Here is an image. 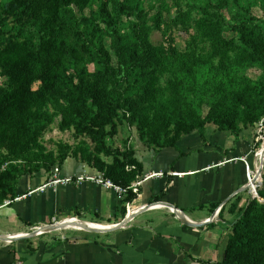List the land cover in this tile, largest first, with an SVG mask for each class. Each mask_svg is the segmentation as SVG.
Masks as SVG:
<instances>
[{"label": "trees", "instance_id": "16d2710c", "mask_svg": "<svg viewBox=\"0 0 264 264\" xmlns=\"http://www.w3.org/2000/svg\"><path fill=\"white\" fill-rule=\"evenodd\" d=\"M173 29L190 36L185 51ZM156 31L166 44L153 42ZM58 118L79 141L48 150ZM262 118L264 0H0V206L70 157L130 186L143 164L109 143L121 126L159 153L195 132L206 140L211 124L238 140ZM234 208L219 264H264V203Z\"/></svg>", "mask_w": 264, "mask_h": 264}, {"label": "crops", "instance_id": "0c3cea01", "mask_svg": "<svg viewBox=\"0 0 264 264\" xmlns=\"http://www.w3.org/2000/svg\"><path fill=\"white\" fill-rule=\"evenodd\" d=\"M254 131L236 140L208 128L206 140L195 132L183 138L177 148L159 153L136 150V158L143 164L142 178L153 172L164 175L146 180L140 195L131 202L93 183L38 191L54 176L55 169L50 174L25 178L21 189L30 192L0 209L1 235L31 233L34 227L50 224L54 218L113 227L128 213L141 211L125 228L110 233L58 241L44 237L17 243L0 240V264H219L228 243L227 228L237 218L233 205L244 208L253 198L245 188L247 164L242 158L251 167L256 165ZM59 174L99 173L70 157ZM185 217L207 224L189 227L180 221Z\"/></svg>", "mask_w": 264, "mask_h": 264}, {"label": "rangeland", "instance_id": "374dc122", "mask_svg": "<svg viewBox=\"0 0 264 264\" xmlns=\"http://www.w3.org/2000/svg\"><path fill=\"white\" fill-rule=\"evenodd\" d=\"M166 1L170 5H172V0H166ZM87 13H88V11H87ZM255 13L259 16H262L261 12L257 9H255ZM168 34H171L173 36V38L176 40L177 46L181 49V51L186 50L187 44L190 41V36L187 33L183 32L181 30H178V29H173V31L171 33H168ZM232 35L233 34L230 33L229 37H232ZM166 41H167V34L162 33L160 31L154 32L153 42L155 44H161V43L166 44ZM106 45H107V47L110 46L109 40L106 41ZM89 69L91 71H95L96 69H98V65L97 64H91L89 66ZM248 75H249V77L256 79L260 75V72L256 69H253V70L248 71ZM208 111H209V109H208V107H206L205 108V115L208 114ZM59 122H60V118H58L56 120L51 131H49L47 133V135L45 136L44 144L48 150H56L57 149V143H59V142L69 143V144L73 145L79 141V140L75 139L72 131L71 132H69V131L68 132H61L58 128ZM208 128H210V130L215 131L217 134H226V135L232 136L230 133L218 131L217 127L215 125L211 124V125H209ZM256 129L257 128L255 127L254 138H253L254 144L256 141ZM248 131L249 130L243 131L241 133V135L244 138L247 137L246 135H248ZM109 143L112 144L114 147L120 148L122 150H124L125 148H129V149L132 148L135 151L139 150V149H144V148L146 149L144 144L139 139V135L137 133V130L135 128H132V127L127 126V125L121 126L119 135L115 138L114 142H109ZM254 149H256V151L259 150L258 147H253L252 150H254ZM254 157H255V154H254ZM71 158H74V157H71ZM7 165L8 164L3 166L2 171L6 168ZM253 167H255V165ZM253 167H252V170H254ZM43 174L46 175L47 173L42 172L40 174H37L36 176L43 175ZM261 175H262V178L264 180V169H263V173ZM247 190L251 193V191L249 189H247ZM94 220H96V219H94ZM94 224H99V223H94ZM88 233H90V232L76 231V230H70V229L57 231L56 229L55 230L51 229L48 233H46L42 236H38V237H44V238H47V239H50L53 241H55V240L58 241V240H62L65 238L66 239L67 238H69V239L78 238V237H81L82 235H85ZM38 237H36V238H38ZM27 241H29V240H27Z\"/></svg>", "mask_w": 264, "mask_h": 264}, {"label": "built area", "instance_id": "2783aa9c", "mask_svg": "<svg viewBox=\"0 0 264 264\" xmlns=\"http://www.w3.org/2000/svg\"><path fill=\"white\" fill-rule=\"evenodd\" d=\"M256 128H257L256 129V141H255L254 147H258L259 150L256 151V149H254L252 151L253 155L255 154V158H256L255 160L258 159V154L262 150L261 148L264 147V118L261 119V121L257 124ZM242 160L247 164V185L246 187L249 185L250 186L249 190L251 191L252 196L261 200L259 197V190L263 186V178H262V182H259L257 179V172L255 171V167H253L254 170H252V167L247 162V159L242 158ZM59 172H60V169L55 168L54 176L46 184L42 185L37 190L44 192L46 191L47 188H57L60 185H73V184L80 185L83 183H93V184L100 185L107 189H112L118 194L119 198H123L130 191L134 192L137 196H139L140 188L141 186H143L146 180L161 177L164 175L163 173L153 172L145 176L144 178L138 177L137 180L133 182L130 186L123 187L107 179L102 173H99L97 175L87 174V175H79V176H71V177H62L60 176ZM19 198L20 197H18L16 200H18ZM15 201H5V203L2 206H0V209L10 205L11 203ZM67 219L68 218L66 219L54 218L50 224H47L41 227H34L33 229H31V232L38 230L40 228L42 229L50 225L60 223L61 221H66ZM70 219H74V218H70Z\"/></svg>", "mask_w": 264, "mask_h": 264}, {"label": "water", "instance_id": "95a60500", "mask_svg": "<svg viewBox=\"0 0 264 264\" xmlns=\"http://www.w3.org/2000/svg\"><path fill=\"white\" fill-rule=\"evenodd\" d=\"M263 169H264V161H262V169H261V174L263 173ZM249 185L247 187H245L246 189H249ZM262 203H264V200H260ZM164 206L174 210V211H177V212H181L180 210H178L177 208H175L174 206L170 205V204H163ZM155 207V206H154ZM141 210H138V211H133V212H130L127 214L126 218L124 219L123 222L117 224L115 227L113 228H110V229H106V230H102V229H97V228H94V227H91L89 226V223L86 222V221H83V220H80V219H70L78 224H85L87 225V229L83 230L85 232H90V233H109V232H114V231H117L119 229H122V228H125L128 223L130 221H132L137 213H139ZM176 214V213H175ZM177 215V214H176ZM182 221L185 225L189 226V227H193V228H203L206 226L207 223H195V222H192V221H189L186 219L185 220H180ZM66 221H61L60 223H57V224H54V225H50L48 226L49 228L51 227H55L56 230H65L67 225L65 224ZM43 229V228H42ZM41 231V228L38 229V230H35L31 233H26L25 235L23 234H20V235H1L0 234V240L1 241H4V242H8V243H17V242H20V241H27V240H32V239H35L36 237L38 236H42L46 233H48L49 231H43V232H40Z\"/></svg>", "mask_w": 264, "mask_h": 264}, {"label": "bare ground", "instance_id": "6f19581e", "mask_svg": "<svg viewBox=\"0 0 264 264\" xmlns=\"http://www.w3.org/2000/svg\"><path fill=\"white\" fill-rule=\"evenodd\" d=\"M261 149H262V150H261V151L259 152V154H258V159L256 160L257 162H256V165H255V171L257 172V179H258L259 182L262 181L261 169H262V161H264V147L261 148ZM260 179H261V180H260ZM184 219H186V221H187V220L190 221V219H189L188 217H185ZM192 222H193V221H192ZM65 224L67 225V227H66L65 230L70 229V230H76V231H79V230H85V229H87V225H85V224H78V223H76V222L70 220V218H68V219L66 220V223H65ZM89 226L94 227V228H97V229L106 230V229L113 228V227H115L116 225L113 226V227H111L110 225H108V226H106V227H103V226H99V225H95V224L89 223ZM51 229L55 230L56 228H55V227H51V228L46 227V228H43L40 232H43V231H50ZM19 235H20V234H19ZM23 235H25V234H23Z\"/></svg>", "mask_w": 264, "mask_h": 264}]
</instances>
